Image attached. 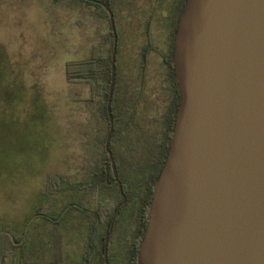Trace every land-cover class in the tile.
Returning <instances> with one entry per match:
<instances>
[{
	"label": "water",
	"instance_id": "obj_1",
	"mask_svg": "<svg viewBox=\"0 0 264 264\" xmlns=\"http://www.w3.org/2000/svg\"><path fill=\"white\" fill-rule=\"evenodd\" d=\"M113 32L110 138L118 34ZM172 64L180 101L138 264H264V0H186Z\"/></svg>",
	"mask_w": 264,
	"mask_h": 264
},
{
	"label": "rangeland",
	"instance_id": "obj_2",
	"mask_svg": "<svg viewBox=\"0 0 264 264\" xmlns=\"http://www.w3.org/2000/svg\"><path fill=\"white\" fill-rule=\"evenodd\" d=\"M127 2L135 13L129 9L128 16L116 6L117 26L123 51L138 64L148 36L146 18L156 1ZM94 9L82 0H0V233L21 242L26 264H52L48 176L67 173L74 164L94 163L91 149L101 136L96 105L88 101L87 86L68 84L64 75L65 63L86 58L107 30ZM149 34L162 48L168 27L152 25ZM159 68L158 54L150 55V74ZM146 104L140 99L120 108L131 125L127 140L113 137L119 157L133 156L130 141L137 136H160L163 127L154 121L158 110ZM83 123L85 144L78 139ZM64 202L71 207L76 201ZM66 230L65 225L56 233L53 243L61 249L54 259L62 254L70 258L68 264H77L78 236Z\"/></svg>",
	"mask_w": 264,
	"mask_h": 264
},
{
	"label": "trees",
	"instance_id": "obj_3",
	"mask_svg": "<svg viewBox=\"0 0 264 264\" xmlns=\"http://www.w3.org/2000/svg\"><path fill=\"white\" fill-rule=\"evenodd\" d=\"M87 5H93L95 7L94 14L101 21H104L107 25V30L101 34V40L98 43L90 46L89 54L84 59H75L67 61L64 65L65 81L68 84L84 85L89 88L88 101L96 105L95 119H100V139L95 145L94 163L85 166V176L80 182L72 183L68 174H54L47 178V185L52 187L55 193H65L74 190L91 191L95 194L101 203V207H104L107 203L111 205L108 212V222L106 227L103 228L100 246L98 247L97 254L100 257V264H103V244L104 238L108 232L110 220L116 212V208L123 201L122 194L119 190L118 184L115 182L111 164L109 162V156L106 152L105 143L110 128V122L107 112V103L109 98V90L111 85V56L113 51V32L110 25V19L108 13L100 7L98 4L93 3V0H82ZM103 2L104 0H98ZM155 6L153 10L148 14L147 20V35L152 25L159 24L160 26H167L168 21L170 25L168 27L169 39L171 44L170 59L173 49V40L175 31L178 26V17L182 8L185 5L186 0H155ZM116 6L120 11L130 16L131 10L127 0H109V7L114 14L116 31L118 34V48L116 54V69L120 72L121 67L118 68V62L122 47V34L117 26L118 14ZM128 6V7H127ZM129 12H126L128 10ZM171 14V16L169 15ZM157 19V20H156ZM162 31L163 27H159ZM151 38V36H150ZM151 46V45H149ZM148 52L147 45H144L142 49V58ZM117 77V74H116ZM174 83L177 87V82L174 78ZM87 88V89H88ZM122 87L119 82L115 83V91L112 100V118L114 123V132L110 140V150L113 154L114 162L118 178L122 184L123 193L127 197V202L123 206L121 214L128 206L136 208L138 216L142 219V227L147 224L146 215L148 207L151 203L150 193L152 192L153 183L158 179L160 172L164 166V162L167 157V151L169 147V140L172 135L174 117L171 116L167 123L164 125V132H161L158 138L152 134L144 135L143 137H136L132 139V149L134 150L133 156L125 155L118 156L115 151V142L113 143L114 135L122 136V139L127 140V132L130 129V122L127 117L123 115V109L121 103L127 107L128 102L127 92L124 91L122 95ZM121 101H120V98ZM174 103L173 112L177 107V100ZM123 99V102H122ZM95 114V112H94ZM137 127V126H136ZM96 154V155H95ZM58 182H57V181ZM134 181H145L146 191L143 195L136 197L133 189ZM138 198V201H137ZM141 203V204H140ZM140 204V205H139ZM139 205V206H137ZM138 207V208H137ZM22 244L20 241L12 236L0 233V264H26L24 257L22 256Z\"/></svg>",
	"mask_w": 264,
	"mask_h": 264
},
{
	"label": "flooded vegetation",
	"instance_id": "obj_4",
	"mask_svg": "<svg viewBox=\"0 0 264 264\" xmlns=\"http://www.w3.org/2000/svg\"><path fill=\"white\" fill-rule=\"evenodd\" d=\"M93 3L99 5L100 1L93 0ZM169 23L170 21H168L167 26L170 25ZM168 35H167V40L166 38L164 39L166 42H165V46L162 48L157 47L152 42L150 36H147V41L145 45H147L148 47V52L145 56V59L142 58V52H141V61L138 63L139 65L135 61L134 55H131L130 53H125L123 51L124 49H122L121 47V52H120L121 59H119L118 68L120 66L122 71L120 70L119 72L116 69L117 77L115 74V83L116 82L120 83L122 87L121 90L122 95L124 91L127 92L129 98L128 102L132 101L133 103L135 102L137 103V101L142 99L143 102L147 103L146 105L148 106V108L154 109L156 111L158 110L156 112L158 114L154 115V121L156 122L155 123L156 125L158 123L160 124L161 128L163 127L161 132H164V125L165 123H167L168 119L171 118V116H173L175 120L176 111L180 101L178 85L176 87L174 83L175 74L172 64L174 40H173L172 55L170 59L169 57H170L171 42ZM152 54H158L160 58V68L157 72L150 74V71H148V65H149L150 55ZM177 96L179 97L177 100V107L173 112L174 103L176 101ZM86 98L87 97H85V99ZM121 105L123 106L122 103ZM111 110H112V105H111ZM90 121H92L91 117H90ZM97 122L99 123L100 126L101 124L100 119H96V123ZM85 126L87 128V125L83 123L78 135L79 141H82L84 144L87 139L86 130L84 129ZM109 149H110V144H109ZM91 150L93 153H96L95 146ZM64 174H68L70 176L72 183L80 182L81 180H83L85 176V166L81 164H77V165L74 164L73 168ZM144 182L145 181H143L142 183V181L138 182L133 180V189L136 197L139 195H143L145 192H147L146 191L147 188ZM50 191L52 198L48 207V213H49L48 234L51 237V241H52L51 263L68 264L70 262V258L68 256L64 258V256L62 257V254L59 258L60 260L54 259L55 256L54 253L57 252V250L61 249L60 245L57 246L53 243L55 241L56 233L60 228L64 229L66 225L67 233L78 236L77 244H75V245H79L78 257L76 258L77 264H100V257L97 254V250L98 247L100 246L102 230L104 227H106V223L108 222L107 221L108 212L110 210L111 205L107 203L106 205H104V207H101L99 198H97L95 194H92L91 191L89 190L87 192L82 189L79 190L77 189L65 193H55L52 186L50 187ZM67 198H73V200H75L76 202H71L70 205L71 204L72 205L71 207H69V205H66L64 202ZM126 202H127V197H126ZM126 202L124 203V205L126 204ZM123 206L121 207V210L115 219L112 232L110 234V238L108 242V257H107L108 264H138L140 243L143 238L147 224L145 227H142V219L138 216L136 211L137 209L132 207L131 205L128 206L126 210H124L121 214ZM117 208H116V212H117ZM115 214L113 215V217L115 216ZM113 217L110 220L109 229L104 238V243L111 228V222ZM146 219H147V215H146ZM63 231L65 232V230ZM71 251L74 252L75 249H72ZM102 255H103V264H105L104 244H103Z\"/></svg>",
	"mask_w": 264,
	"mask_h": 264
}]
</instances>
